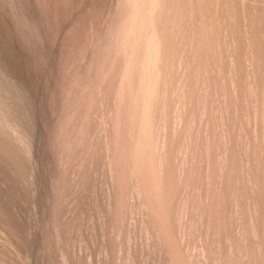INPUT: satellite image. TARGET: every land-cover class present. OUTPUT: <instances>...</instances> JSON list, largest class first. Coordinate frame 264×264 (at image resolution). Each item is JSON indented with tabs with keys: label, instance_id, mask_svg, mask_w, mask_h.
Masks as SVG:
<instances>
[{
	"label": "rangeland",
	"instance_id": "374dc122",
	"mask_svg": "<svg viewBox=\"0 0 264 264\" xmlns=\"http://www.w3.org/2000/svg\"><path fill=\"white\" fill-rule=\"evenodd\" d=\"M0 264H264V0H0Z\"/></svg>",
	"mask_w": 264,
	"mask_h": 264
},
{
	"label": "bare ground",
	"instance_id": "6f19581e",
	"mask_svg": "<svg viewBox=\"0 0 264 264\" xmlns=\"http://www.w3.org/2000/svg\"><path fill=\"white\" fill-rule=\"evenodd\" d=\"M143 1H144V0H143ZM154 1H155V0H154ZM137 2H138V1H137ZM126 3H127V2H126ZM150 4H151V3H150ZM130 5H131V4H130ZM137 5H138V4H137ZM151 5H152V4H151ZM155 5H156V4H155ZM158 5H159V4H158ZM122 6H123V5H122ZM152 6H153V5H152ZM130 7H131V6H130ZM133 7H134V6H133ZM133 7H132V8H133ZM136 7H137V6H136ZM132 8H131V9H132ZM136 10H137V9H136ZM155 10H156V9H155ZM131 11H132V10H131ZM135 12H136V11H135ZM137 12H138V11H137ZM125 13H126V12H125ZM131 14H132V13H131ZM137 14H138V13H137ZM128 15H129V14H128ZM134 17H135V16H134ZM129 18H130V17H129ZM130 19H132V18H130ZM135 19H136V17H135ZM135 19H134V20H135ZM131 21H133V20H131ZM126 22H127V21H126ZM126 22H125V23H126ZM128 23H129V21H128ZM124 25H125V24H124ZM126 25H127V24H126ZM127 26H128V25H127ZM132 26H133V25H132ZM132 26H131V27H132ZM125 28H126V27H125ZM123 30H124V28H123ZM125 31H126V30H125ZM140 33H141V32H140ZM140 33H139V34H140ZM126 35H127V34H126ZM132 36H134V35H132ZM125 38H127V37H125ZM130 38H132V37H130ZM159 50H160V49H159ZM159 50H158V51H159ZM159 54H160V52H159ZM158 56H159V55H158ZM149 58H150V57H149ZM144 62H145V61H144ZM153 62H154V61H153ZM149 65H150V64H149ZM152 66H153V65H152ZM156 71H157V70H156ZM148 87H149V86H148Z\"/></svg>",
	"mask_w": 264,
	"mask_h": 264
}]
</instances>
